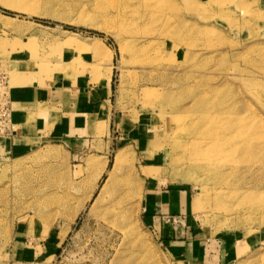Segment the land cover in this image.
<instances>
[{
  "label": "rangeland",
  "instance_id": "1",
  "mask_svg": "<svg viewBox=\"0 0 264 264\" xmlns=\"http://www.w3.org/2000/svg\"><path fill=\"white\" fill-rule=\"evenodd\" d=\"M6 1L0 144L10 89L63 59L112 93L93 139L0 152V264H264V0ZM238 120L250 128L227 140L255 132L256 154L209 159L205 136ZM158 189L188 192V215L163 225L144 206Z\"/></svg>",
  "mask_w": 264,
  "mask_h": 264
},
{
  "label": "crops",
  "instance_id": "2",
  "mask_svg": "<svg viewBox=\"0 0 264 264\" xmlns=\"http://www.w3.org/2000/svg\"><path fill=\"white\" fill-rule=\"evenodd\" d=\"M63 61L62 72L54 75L53 81L19 80L10 89L11 118L16 129L11 139L0 144V152L7 158L34 149L33 143L39 139L64 138L80 131L88 132L91 140L101 132V119H107L106 125L110 123V112L105 109L111 99L110 81L102 84L93 74L80 77L74 71L67 79L65 73L70 75L71 65L68 58ZM14 70L16 74H27L22 67ZM192 203L188 192L158 189L151 191L150 201L144 206L151 214L159 215L164 225V217L188 215Z\"/></svg>",
  "mask_w": 264,
  "mask_h": 264
},
{
  "label": "bare ground",
  "instance_id": "3",
  "mask_svg": "<svg viewBox=\"0 0 264 264\" xmlns=\"http://www.w3.org/2000/svg\"><path fill=\"white\" fill-rule=\"evenodd\" d=\"M7 1L9 2L10 0H7ZM8 2H7V4H8ZM160 3L161 2H159L158 5ZM3 4H5V1ZM161 5L162 4H160L159 6H161ZM235 122L236 123H233V122L226 123L224 131L221 134L209 132L208 135L205 136V139H208V143H205V144H208L206 151L208 152V158L209 159H213L216 155L218 157L222 156V155H224L225 152H227V153L233 152L234 154L237 153L240 156H242L241 158H243V159L248 158L252 154H256V152L258 151V146H257L258 135L255 132L246 133L242 136H234L233 141L227 140L228 136L231 135V133L235 132L234 134L240 135V134L244 133V131H246L247 129L250 128L249 125L246 122H243L242 120H238ZM193 144H194V142H193ZM205 144H199V142H197V144L195 146V150L197 151V153H203L204 152L203 151L204 149L201 147V145L205 146ZM47 154L53 155L54 152L48 151ZM198 155H200V154H198ZM105 190H106V186L102 189V191H105ZM128 234H129V232H128Z\"/></svg>",
  "mask_w": 264,
  "mask_h": 264
},
{
  "label": "built area",
  "instance_id": "4",
  "mask_svg": "<svg viewBox=\"0 0 264 264\" xmlns=\"http://www.w3.org/2000/svg\"><path fill=\"white\" fill-rule=\"evenodd\" d=\"M9 87V81H8V76L5 74L0 73V99H5V94H4V90L5 88ZM1 106V105H0ZM4 107H6L5 109H0V114L3 118H7L8 114L7 112L9 110V106L5 105ZM1 108V107H0Z\"/></svg>",
  "mask_w": 264,
  "mask_h": 264
}]
</instances>
